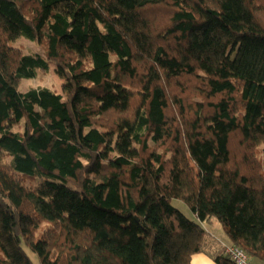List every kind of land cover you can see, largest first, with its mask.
<instances>
[{
  "label": "trees",
  "instance_id": "1",
  "mask_svg": "<svg viewBox=\"0 0 264 264\" xmlns=\"http://www.w3.org/2000/svg\"><path fill=\"white\" fill-rule=\"evenodd\" d=\"M210 219L264 262V0H0V264H191Z\"/></svg>",
  "mask_w": 264,
  "mask_h": 264
},
{
  "label": "rangeland",
  "instance_id": "2",
  "mask_svg": "<svg viewBox=\"0 0 264 264\" xmlns=\"http://www.w3.org/2000/svg\"><path fill=\"white\" fill-rule=\"evenodd\" d=\"M11 47L19 50L24 55L34 54V53L35 54H41L42 53L41 48L37 44H35V43L25 39V38H19L17 41H15L11 44ZM63 84H64L63 80H61L55 74L54 66L51 65L48 72L44 73L41 71H37V75L34 79H23V80H21L20 84H19V91L21 93H24L31 88L43 87V88H47L51 91H54L56 93L62 94L63 93ZM16 129L18 130V129H20V127L16 126ZM171 204L175 209H177L180 213H182L187 219L197 222L196 218L193 216L189 207L183 201L172 200ZM214 222H216L217 227H216V229H214L215 232H213V233L218 235L217 237L220 241L227 242L228 241L227 237L224 234V232L221 228V225L219 223H217V221H215V220H214ZM226 246H230V244L226 245ZM226 246L223 247V253H224Z\"/></svg>",
  "mask_w": 264,
  "mask_h": 264
},
{
  "label": "crops",
  "instance_id": "3",
  "mask_svg": "<svg viewBox=\"0 0 264 264\" xmlns=\"http://www.w3.org/2000/svg\"><path fill=\"white\" fill-rule=\"evenodd\" d=\"M214 220L215 219H210L209 221L200 223L206 232L205 249H204V252L192 256L191 264H215L214 261L212 260L211 255L215 254L217 251L223 252V247L226 245H229V241L227 242L220 241L217 237L218 235L213 233L215 232L214 229H216L217 227V224L216 222H214ZM250 263L251 264H264V262L259 261L258 259H255V258H251V257H250Z\"/></svg>",
  "mask_w": 264,
  "mask_h": 264
},
{
  "label": "built area",
  "instance_id": "4",
  "mask_svg": "<svg viewBox=\"0 0 264 264\" xmlns=\"http://www.w3.org/2000/svg\"><path fill=\"white\" fill-rule=\"evenodd\" d=\"M224 255L234 264H251L250 257L242 249L236 246H226Z\"/></svg>",
  "mask_w": 264,
  "mask_h": 264
}]
</instances>
